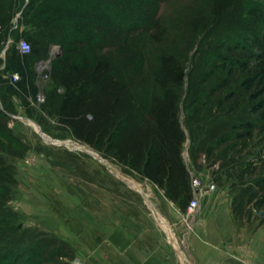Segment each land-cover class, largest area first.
<instances>
[{"label": "rangeland", "instance_id": "1", "mask_svg": "<svg viewBox=\"0 0 264 264\" xmlns=\"http://www.w3.org/2000/svg\"><path fill=\"white\" fill-rule=\"evenodd\" d=\"M243 4L254 13L242 16L249 25L241 42L246 50H232V40L218 39L217 33L196 46L188 58L178 111L186 137L183 156L191 174L229 189L240 177L264 175V0ZM7 42L15 47L17 40ZM237 59L249 67H238ZM251 79L249 89L245 81ZM41 105L0 88V264H103L102 236L89 223V210L104 214L95 195L103 200L108 192L109 200L110 193H141L151 218L152 207L161 215L175 210L169 202L186 211L113 153L75 137L58 118L41 112ZM3 108L13 117L4 119ZM38 117L44 120L39 123ZM66 141L86 148L61 143ZM251 181L247 178L246 189ZM260 195L255 199L264 210ZM119 200L113 199L116 208ZM161 215L163 227L167 222Z\"/></svg>", "mask_w": 264, "mask_h": 264}, {"label": "trees", "instance_id": "2", "mask_svg": "<svg viewBox=\"0 0 264 264\" xmlns=\"http://www.w3.org/2000/svg\"><path fill=\"white\" fill-rule=\"evenodd\" d=\"M24 4L0 0V55L9 38L17 40L6 50L11 81L0 88L36 100L33 59L42 47L58 45L62 53L51 60L41 112L58 118L80 140L113 153L187 210L192 174L178 111L189 55L215 33L230 38L232 50L245 51L241 42L249 25L242 16L254 13L243 0H30L20 20L26 29L14 34L11 23ZM21 38L31 45L28 55L18 48ZM13 73L20 75L16 83ZM245 83L250 89L254 81ZM255 176L248 175L255 183L264 177Z\"/></svg>", "mask_w": 264, "mask_h": 264}, {"label": "crops", "instance_id": "3", "mask_svg": "<svg viewBox=\"0 0 264 264\" xmlns=\"http://www.w3.org/2000/svg\"><path fill=\"white\" fill-rule=\"evenodd\" d=\"M29 1L25 0V4L15 12L11 23L14 34L26 29L20 20ZM54 49H44L33 59L38 73L35 82L39 87V94H44L43 89L47 85L39 68L44 67ZM2 56L4 62L0 65V86L11 81L10 73L5 71L7 54L3 52ZM8 115L13 117L12 113L8 112ZM245 178L240 177V181L232 189L219 186L217 190L202 197V214L189 233H186L183 212L177 210L171 202L170 207L176 211L170 208L171 214L159 213L167 222L162 227L158 219L154 215L151 218L144 209L145 195L141 193H121L114 194L113 197L110 193L109 200L106 197L108 192L103 200L95 195L99 204L102 201L104 214L89 210V223H93L97 228L94 230L95 234L103 239L105 250L102 263L179 264L168 239L172 232L171 236L186 255L185 264H264V210H260V199H255L256 192L264 196V188L259 186L264 185V177H261L260 183L248 182L252 187L248 189L244 185L247 178H251ZM113 199L121 200L118 201L119 208L114 206ZM95 248L99 250V245L95 244Z\"/></svg>", "mask_w": 264, "mask_h": 264}, {"label": "built area", "instance_id": "4", "mask_svg": "<svg viewBox=\"0 0 264 264\" xmlns=\"http://www.w3.org/2000/svg\"><path fill=\"white\" fill-rule=\"evenodd\" d=\"M10 42H8L7 47L4 49V52L8 49ZM18 48L21 52L22 55H28L31 53V45L30 43L26 40L21 38L19 43H18ZM50 65L48 62L45 63L44 67L39 68L40 69V74L43 75V72L45 74V69H49ZM48 75H44V79H48ZM20 75L19 73H13L12 75V82L16 83L19 81ZM45 102V96L43 93L38 94L37 96V103L42 104ZM191 187L193 191V197L189 202V205L187 207V210L183 212V219L186 223V233H189L193 230L194 225L197 223L199 220L201 214H202V207H201V199L204 197L206 194L213 192L216 190V185L214 183H204L203 180L200 178L192 175V180H191ZM171 246L173 247L176 256L179 259V264H185L186 263V255L184 254L182 248L178 244L177 241L174 240V237L171 236V233H169L168 237ZM76 264H80V261L77 260L75 262Z\"/></svg>", "mask_w": 264, "mask_h": 264}, {"label": "bare ground", "instance_id": "5", "mask_svg": "<svg viewBox=\"0 0 264 264\" xmlns=\"http://www.w3.org/2000/svg\"><path fill=\"white\" fill-rule=\"evenodd\" d=\"M39 129V128H38ZM40 133L42 132V131H39ZM43 134V133H42ZM47 138V140L48 141H53L52 139H50L49 137H46ZM56 143V142H55ZM61 143H64V144H67L69 147H71V148H73V149H85L84 147H81V146H78V145H76V144H74L73 142H71V141H66V142H61ZM85 151V150H84ZM89 151V150H88ZM91 153L93 154V155H96L94 152H92L91 151ZM151 205V204H150ZM151 207H152V205H151ZM152 209H153V212H154V215H155V217L158 219L159 218V213H157V210L156 209H154L153 207H152ZM163 222H161V224H162ZM165 226H166V224H165ZM187 253V252H186ZM188 257V256H187ZM188 259V258H187ZM187 262V261H186Z\"/></svg>", "mask_w": 264, "mask_h": 264}, {"label": "water", "instance_id": "6", "mask_svg": "<svg viewBox=\"0 0 264 264\" xmlns=\"http://www.w3.org/2000/svg\"><path fill=\"white\" fill-rule=\"evenodd\" d=\"M61 52H62L61 47H59V46L56 47L54 49V51L51 53V57H50V59L47 62L49 63V62H51L52 58L60 56Z\"/></svg>", "mask_w": 264, "mask_h": 264}]
</instances>
